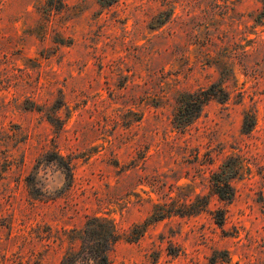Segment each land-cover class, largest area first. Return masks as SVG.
Listing matches in <instances>:
<instances>
[{"label":"rangeland","instance_id":"1","mask_svg":"<svg viewBox=\"0 0 264 264\" xmlns=\"http://www.w3.org/2000/svg\"><path fill=\"white\" fill-rule=\"evenodd\" d=\"M92 217L110 264H264L262 0H0V264H60Z\"/></svg>","mask_w":264,"mask_h":264},{"label":"trees","instance_id":"2","mask_svg":"<svg viewBox=\"0 0 264 264\" xmlns=\"http://www.w3.org/2000/svg\"><path fill=\"white\" fill-rule=\"evenodd\" d=\"M264 5V0H262ZM188 97L191 101H183L180 109L175 114V123L178 128H186L194 120L199 118L204 107L213 99L219 102L227 101V94L223 88H217L213 85L210 89L201 91L199 93L189 94ZM194 107L190 115L188 109ZM250 130L254 124L253 119L250 121ZM249 125L247 121L245 126ZM231 190L232 186L229 182L224 183V187L218 186V195L222 199H233L232 192L229 195L224 194L223 191ZM141 236V235H140ZM81 242L79 247L75 250L69 251L65 254L60 264H110V251L122 239L121 234L118 232L114 223L107 219L88 218L84 230H82L77 238Z\"/></svg>","mask_w":264,"mask_h":264}]
</instances>
